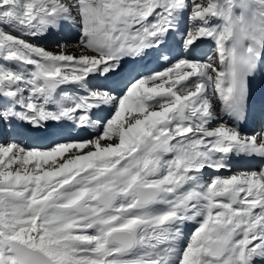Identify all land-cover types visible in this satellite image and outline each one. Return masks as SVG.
Returning a JSON list of instances; mask_svg holds the SVG:
<instances>
[{
	"label": "snow or ice",
	"instance_id": "obj_1",
	"mask_svg": "<svg viewBox=\"0 0 264 264\" xmlns=\"http://www.w3.org/2000/svg\"><path fill=\"white\" fill-rule=\"evenodd\" d=\"M258 80L264 0H0V264H264Z\"/></svg>",
	"mask_w": 264,
	"mask_h": 264
}]
</instances>
